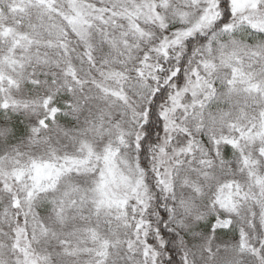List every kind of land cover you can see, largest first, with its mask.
Masks as SVG:
<instances>
[{"label": "snow or ice", "instance_id": "snow-or-ice-1", "mask_svg": "<svg viewBox=\"0 0 264 264\" xmlns=\"http://www.w3.org/2000/svg\"><path fill=\"white\" fill-rule=\"evenodd\" d=\"M0 264H264V0H0Z\"/></svg>", "mask_w": 264, "mask_h": 264}]
</instances>
